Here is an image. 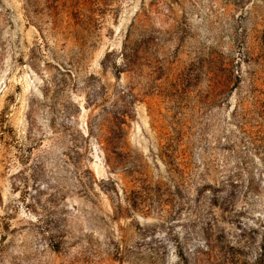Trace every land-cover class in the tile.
<instances>
[{
    "label": "rangeland",
    "instance_id": "1",
    "mask_svg": "<svg viewBox=\"0 0 264 264\" xmlns=\"http://www.w3.org/2000/svg\"><path fill=\"white\" fill-rule=\"evenodd\" d=\"M0 264H264V0H0Z\"/></svg>",
    "mask_w": 264,
    "mask_h": 264
},
{
    "label": "trees",
    "instance_id": "2",
    "mask_svg": "<svg viewBox=\"0 0 264 264\" xmlns=\"http://www.w3.org/2000/svg\"><path fill=\"white\" fill-rule=\"evenodd\" d=\"M69 8H72V9H73V10H72V13H74V15L76 16V17H75V19H76L75 21L78 22L79 19H80V12H81V11H78V12H77V11L75 10V8H76V5H75V4H72V6H70ZM74 10H75V11H74ZM126 116H127V115H126Z\"/></svg>",
    "mask_w": 264,
    "mask_h": 264
}]
</instances>
